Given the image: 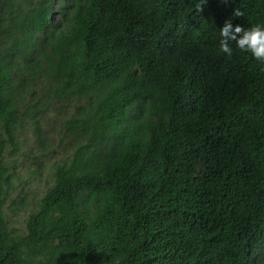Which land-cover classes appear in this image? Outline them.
<instances>
[{
    "label": "trees",
    "instance_id": "obj_1",
    "mask_svg": "<svg viewBox=\"0 0 264 264\" xmlns=\"http://www.w3.org/2000/svg\"><path fill=\"white\" fill-rule=\"evenodd\" d=\"M15 1L0 0V264H264V65L218 43L226 19L264 22V0ZM23 80L79 104L80 145L19 235L3 152Z\"/></svg>",
    "mask_w": 264,
    "mask_h": 264
},
{
    "label": "rangeland",
    "instance_id": "obj_2",
    "mask_svg": "<svg viewBox=\"0 0 264 264\" xmlns=\"http://www.w3.org/2000/svg\"><path fill=\"white\" fill-rule=\"evenodd\" d=\"M53 4L51 9H56ZM14 10L24 12L15 1ZM54 16H52V21ZM20 95V125L16 131V146H6L3 157L10 168V186L4 206V216L14 234H26V221L38 209L40 199L53 185L54 171L75 150L77 141L66 133L65 121L77 109L78 103L59 102L42 85L23 80ZM4 136L0 134V140Z\"/></svg>",
    "mask_w": 264,
    "mask_h": 264
},
{
    "label": "clouds",
    "instance_id": "obj_3",
    "mask_svg": "<svg viewBox=\"0 0 264 264\" xmlns=\"http://www.w3.org/2000/svg\"><path fill=\"white\" fill-rule=\"evenodd\" d=\"M243 13L239 9L233 10V16L239 17ZM219 50L231 56L234 42L236 48L243 52L250 53L259 63L264 65V22L251 24L243 27L240 24H233L232 19H226L219 28Z\"/></svg>",
    "mask_w": 264,
    "mask_h": 264
}]
</instances>
